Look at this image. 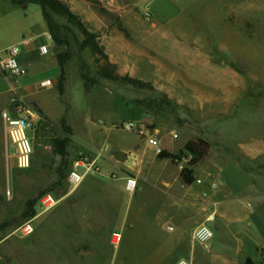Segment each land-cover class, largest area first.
I'll return each instance as SVG.
<instances>
[{
    "label": "rangeland",
    "instance_id": "1",
    "mask_svg": "<svg viewBox=\"0 0 264 264\" xmlns=\"http://www.w3.org/2000/svg\"><path fill=\"white\" fill-rule=\"evenodd\" d=\"M44 1L46 11L68 41L67 46L54 44L58 51L69 49L71 57L64 63L62 93L57 87L61 68L51 56L28 67L27 77L0 73V264H127L126 260L117 261L115 255L119 250V256H126L128 246H139L140 201L159 195L152 179L141 180L140 173L146 169L153 179L163 174L173 178L192 155L177 162L160 159L154 148L122 123L138 116L137 122L159 127L162 149L173 153L188 139H203L204 155L193 164L196 169L225 160L223 139L236 133V128L243 127L244 134L263 132L264 0ZM7 3L12 4L0 0V9ZM20 13L14 11L12 15ZM117 30L127 36L129 54L131 49L144 46L146 38L164 35L181 37L178 46L185 50H179V54L184 57L192 52L187 50H195L199 45L189 43L187 38L202 39L206 52L203 58L208 60L205 74H211L215 62L222 78L224 71L229 79L232 73L238 82L242 75L243 99L238 106L229 108H189L180 106L153 84L150 88L108 78L114 73L138 78L132 74L129 62L126 73L118 72L119 62L111 60L109 43L102 40L103 32ZM8 41V37L3 39L0 49ZM144 48L149 57H159L154 48ZM6 53L2 51L1 56ZM169 63L175 65L173 61ZM151 64L141 59L133 61V72L150 78L154 74ZM44 78L53 84L37 88L35 85ZM18 82L30 83L24 98L11 87ZM112 94L123 99L127 110L123 111L120 101L114 102ZM17 98H22L38 114L31 131L33 162L27 169L15 165L1 116ZM235 116L248 121L242 123ZM111 121L118 128L109 129ZM170 130L178 137L171 138ZM64 138L65 153L60 154L55 143ZM136 144V150L145 149L146 153L143 158L135 156L133 164L127 160V175L137 176L138 185L133 193L125 189L121 169H112L115 178L88 174L77 187H71L69 167L81 151L91 153L106 147V155L116 146ZM104 159H99L103 172ZM47 194L58 201L42 209L41 198ZM32 199L34 212L29 214L28 201ZM28 223L31 232L23 230Z\"/></svg>",
    "mask_w": 264,
    "mask_h": 264
},
{
    "label": "crops",
    "instance_id": "2",
    "mask_svg": "<svg viewBox=\"0 0 264 264\" xmlns=\"http://www.w3.org/2000/svg\"><path fill=\"white\" fill-rule=\"evenodd\" d=\"M8 1L12 4L7 3L0 9V43L7 37L9 39L6 46L0 49V56L10 46L20 45L19 60L27 69L20 77H27L28 67L37 65L42 58L53 57L56 62L58 48L51 39L39 4H16ZM14 11L21 13L13 16ZM147 39L144 40V46L157 50L159 57H149L142 45L131 49L129 54L127 36L118 30L102 33V40L109 43L107 51L111 60L119 62L120 74L127 72L129 62L133 75L161 87L180 106L229 108L239 105L244 90L242 75L240 74L238 82L237 77L234 80L232 73L229 79L224 71L222 78L218 70L220 66L215 62L212 63L211 74H205L208 60L203 58L206 52L202 39L187 38L189 43L199 45L195 46V50L186 49L192 52L184 57L179 54V50H185L178 46L179 40H182L179 36L159 35ZM42 43H46L48 47L45 54L38 50ZM138 59L152 62L154 74L150 78L133 72V61ZM235 72L238 76L239 73ZM11 87L24 98L30 89V83L18 82ZM113 96L114 102L120 101L121 106H124L123 111L125 108L127 110L123 99ZM139 118L137 116L131 120L137 121ZM234 118L243 120L242 123L244 120L246 123L248 121L239 116ZM108 128L118 126L111 121ZM241 131L243 127L240 126L236 128V133L223 139L226 144L222 147L225 160L207 164L203 168H193L195 178L200 179V182L194 180L189 184L184 183L179 177L181 168L177 169L173 178L163 174L153 179L148 170L145 169V173L144 170L141 173V170L138 171L141 180L152 179V185L159 191V195L140 201L139 249L136 245L128 246L126 256H119L118 250L115 255L117 261L126 260L127 264H176L179 261L187 264H241L250 257L256 264H264V131L245 134ZM137 145L116 146L105 155V171L100 169L99 174L115 178L117 176L112 169H121V177L125 180L127 161L122 164V161L113 158V154L122 150L132 159L135 156L143 158L146 150H136ZM101 149L105 150L106 147ZM241 159L245 162H241ZM212 181L217 184L215 189L209 186ZM210 213L214 217L207 221ZM201 224H206L212 231V236L205 242H200L194 234ZM168 226L172 229H168Z\"/></svg>",
    "mask_w": 264,
    "mask_h": 264
},
{
    "label": "built area",
    "instance_id": "3",
    "mask_svg": "<svg viewBox=\"0 0 264 264\" xmlns=\"http://www.w3.org/2000/svg\"><path fill=\"white\" fill-rule=\"evenodd\" d=\"M21 47L14 44L7 49L5 56H0V73H7L11 76H22L26 73L27 69L19 60ZM39 53L45 54L48 52L46 43H42L38 47ZM53 83L50 79L45 78L40 80L37 88L48 87ZM35 115H38L22 98L14 99L11 106L5 108L1 112L4 121V127L9 143L12 146L13 157L16 167L20 169H27L32 165L34 156V145L31 137V131L34 128ZM124 128L136 131V133L146 142L147 145L155 149L158 153L162 150L160 128L155 125H145L142 122L134 120L125 121L122 123ZM169 135L171 138H177L178 134L170 130ZM103 149L91 151V153L80 152L79 156L72 160L68 172V182L72 188L77 187L85 176L88 174H96L100 172L99 159H104L105 154ZM201 181L200 179H195ZM138 185L137 176L134 174L127 175L124 187L130 193H133ZM211 189H215L217 184L212 181L209 183ZM58 199L52 197L50 194L41 198V208L48 209L57 203ZM213 213L207 216V221L212 220ZM32 231L31 224H26ZM168 229H172L168 226ZM195 238L200 242H205L212 236V231L206 224H201L195 229ZM118 236V235H117ZM176 264H187L186 262L179 261Z\"/></svg>",
    "mask_w": 264,
    "mask_h": 264
},
{
    "label": "trees",
    "instance_id": "4",
    "mask_svg": "<svg viewBox=\"0 0 264 264\" xmlns=\"http://www.w3.org/2000/svg\"><path fill=\"white\" fill-rule=\"evenodd\" d=\"M13 3L16 4H22L25 2H34L37 3L41 6L42 9V13H43V18L47 24L48 27V31L50 33V36L52 38V40L54 41V43L57 46H63V45H68V41L66 39V37L64 35H62L61 30H60V25L55 22L51 16V14L46 11L45 9V1L44 0H10ZM50 1V0H48ZM63 11L65 13H67V9H63ZM56 57H57V61H58V65L61 68V72L59 74V78L57 81V87L60 93H62L63 91V81L65 78L64 75V71H63V67H64V63L70 59L71 57V52L69 49H65V50H60L56 53ZM110 79L113 80H118V79H123L126 80L128 82H131L133 84L136 85H146V86H150V88L152 87L151 84L147 83V82H143L138 78H134V77H130V76H120L117 73H114L112 75H108L107 76ZM62 123L64 124V118L61 119ZM67 131H70V129L68 127ZM67 139H61V140H57V142L55 143V148L56 151L60 154H64V148H65V143H66ZM203 144H205V141L201 138H196V139H188L183 147L177 152V153H173L170 151H167L165 149L160 150L157 153V157L160 159L163 158H169L172 162H177L179 160H181L183 157H186L188 154H191L192 157L188 160V163L186 166H183L180 170L179 173V177L180 179L184 182V183H192L196 178L194 175V169H193V164L198 161L203 155H204V148H203ZM35 203V199H32L30 201H28V207H29V214H32L34 212L33 209V205ZM241 264H256L250 257H247Z\"/></svg>",
    "mask_w": 264,
    "mask_h": 264
},
{
    "label": "water",
    "instance_id": "5",
    "mask_svg": "<svg viewBox=\"0 0 264 264\" xmlns=\"http://www.w3.org/2000/svg\"><path fill=\"white\" fill-rule=\"evenodd\" d=\"M113 158L117 161H122V162H125L127 160L131 161L132 160V157L127 155L124 151L122 150H117L114 152L113 154Z\"/></svg>",
    "mask_w": 264,
    "mask_h": 264
},
{
    "label": "bare ground",
    "instance_id": "6",
    "mask_svg": "<svg viewBox=\"0 0 264 264\" xmlns=\"http://www.w3.org/2000/svg\"><path fill=\"white\" fill-rule=\"evenodd\" d=\"M130 164H133V161L131 160L130 161ZM30 228L28 227V226H26L25 228H24V230H29ZM115 235H118V234H115ZM118 237V236H117Z\"/></svg>",
    "mask_w": 264,
    "mask_h": 264
}]
</instances>
